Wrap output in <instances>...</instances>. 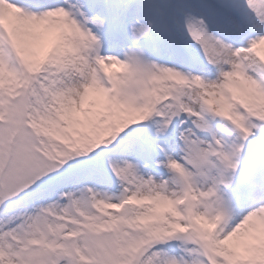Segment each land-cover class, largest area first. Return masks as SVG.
Instances as JSON below:
<instances>
[{
	"label": "snow or ice",
	"instance_id": "1",
	"mask_svg": "<svg viewBox=\"0 0 264 264\" xmlns=\"http://www.w3.org/2000/svg\"><path fill=\"white\" fill-rule=\"evenodd\" d=\"M0 264H264V0H0Z\"/></svg>",
	"mask_w": 264,
	"mask_h": 264
},
{
	"label": "rangeland",
	"instance_id": "2",
	"mask_svg": "<svg viewBox=\"0 0 264 264\" xmlns=\"http://www.w3.org/2000/svg\"><path fill=\"white\" fill-rule=\"evenodd\" d=\"M153 59H157V58L154 57ZM166 62H169V61H167L166 59H157V63H166ZM109 71L116 72V71H123V70L117 66H113L109 68Z\"/></svg>",
	"mask_w": 264,
	"mask_h": 264
},
{
	"label": "clouds",
	"instance_id": "3",
	"mask_svg": "<svg viewBox=\"0 0 264 264\" xmlns=\"http://www.w3.org/2000/svg\"><path fill=\"white\" fill-rule=\"evenodd\" d=\"M164 203H167V202H164Z\"/></svg>",
	"mask_w": 264,
	"mask_h": 264
}]
</instances>
